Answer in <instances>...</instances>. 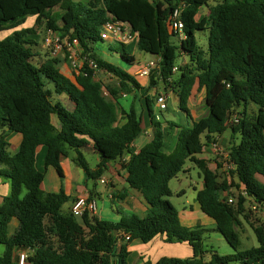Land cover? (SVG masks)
I'll list each match as a JSON object with an SVG mask.
<instances>
[{
  "label": "trees",
  "instance_id": "obj_1",
  "mask_svg": "<svg viewBox=\"0 0 264 264\" xmlns=\"http://www.w3.org/2000/svg\"><path fill=\"white\" fill-rule=\"evenodd\" d=\"M212 1L209 14L198 19L200 9ZM177 8L185 38L174 44L172 38L179 35L171 29L170 19ZM29 17L37 22L46 18L49 30L76 39L83 56L114 76L118 89L105 86L111 99L105 98L104 85L95 80L87 64L74 81L60 71L56 58L34 64L36 44L28 38L32 31L19 29ZM111 19L128 23L137 34V48L160 60L149 76L148 91L163 82L165 92L170 89L180 109L191 117L188 103L193 89L198 85L204 90L207 115L180 127L170 153L163 151V124L154 117L149 96L145 100L152 139L139 152L131 150L144 131L143 118L134 105L120 112L118 95L142 87L133 75L94 51L95 45L104 42L102 26ZM5 31L14 32L0 37V176L10 182L11 191L0 204V245L5 247L0 264H20L22 254L24 264H130L127 245L118 246V239L129 237L127 244H147L159 235H165L168 243H188L193 256L163 257L156 264H264V220L251 223L259 243L256 248L240 250L236 230L242 227L240 218L250 220L249 201L264 215V0H0V35ZM197 32H207V52L198 45ZM120 46V57L134 64L135 57L125 45ZM182 56L188 63L178 65ZM175 67L178 71L173 73ZM60 96L73 103L72 110L55 101ZM250 104L257 106V113L249 115ZM228 130L231 138L225 151L232 167L227 171L230 178L221 179L207 168L203 189L196 195L202 213L215 222V230L234 250L220 256L205 250L203 227L181 224L170 201V182L187 160L193 161L214 137ZM12 133L22 136L14 155L9 153ZM40 146L47 149L45 169L53 167L60 178H64L60 159L69 157V151L93 181L101 180L108 164L117 162L127 173L128 187L146 203L144 217L127 213L114 222L89 213L77 218L64 211L68 202L64 191L55 194L41 189L45 172L36 167ZM83 149L100 156L96 169L89 168ZM232 188L239 192L235 198L227 194ZM226 196L234 203L229 204ZM13 219L18 226L10 235Z\"/></svg>",
  "mask_w": 264,
  "mask_h": 264
},
{
  "label": "rangeland",
  "instance_id": "obj_2",
  "mask_svg": "<svg viewBox=\"0 0 264 264\" xmlns=\"http://www.w3.org/2000/svg\"><path fill=\"white\" fill-rule=\"evenodd\" d=\"M215 4L214 1L209 2V4L207 5V7L205 9H202L201 15H208L209 14V6H213ZM53 12L56 14V11L53 10ZM54 14V17H55ZM200 15V16H201ZM19 29H31V35L28 36V38H31L36 45L33 46V50L34 52L37 54L34 59L33 62L36 65H41L42 63H44L46 60L52 59V58H56L57 60L60 61V71H62L63 68L67 67L70 71L69 74L66 73L65 76H67L70 80L74 81L75 80V76L78 75L70 66L69 62H68V58H67V54L65 53V51L63 50L61 53H59L57 56H52L51 55V50L45 45V38H47L51 33L55 32L53 30H49L47 28V20L46 18H41L39 19V22L36 21V17H29L26 21V23ZM17 29V30H19ZM14 31H5L3 33H1L0 37L1 38H5L9 35H11ZM196 41L198 43V45L205 51L207 52L208 50V40H207V32H197L196 33ZM176 42L178 43V39L172 38V43L176 44ZM126 50L128 52H131V47H129L128 45L125 46ZM121 50V46L119 43L116 42H103L100 44H97L94 46V51L95 54H97L99 57H101L102 59H104L105 61L120 67L121 69H123L124 71L128 72L130 71L134 66H142L143 63L145 61H148L149 59H153V56L145 53V52H141L137 47L134 49V56L136 58V62L134 64H130L126 61H124L121 57H120V52ZM82 52L80 53V51H78V56H81ZM177 64L181 65L180 62V58L177 59ZM175 78H177V75L174 76ZM95 80L100 81L103 85H104V93L103 95L105 96V98L107 99H111L108 91L106 90L105 86L110 85L111 87H113L115 90L118 89L119 83L117 81V79L104 72V71H97L95 74ZM145 79H143L141 76L138 77V81L144 86V81ZM140 84V85H141ZM143 90H132L130 93H128L126 95V97H124V92H121L118 95V106L119 108L122 107H126V109H129V104L134 105V108L137 110V112L139 114L142 115V112L144 111V116H142L143 118V124L142 127L143 129L145 128L144 126V122L146 119H150L149 117V110L146 104V100H145V96H149V98L151 99V104H150V109L154 115V117H156L158 119V121H160L162 124H168V125H172L174 130L173 132H176V128L174 127H187L189 124H191V119L187 116V114L182 111L179 107V99L176 95L172 94H168V99H167V109L166 110H160L159 107H157V97L156 95L158 93H165L164 91V84L163 82H160L159 85L157 86V88L151 89L150 91V95L147 93V86H144ZM57 97H55V101H56ZM63 100H65V98H62ZM193 102H194V110H196L195 112L197 114H199V118L204 117L207 113H205V115L203 116L202 112H206V106L204 103V99L202 98L201 93H197L195 94V96H193ZM63 105L65 107H69V103H67V101L65 100L63 102ZM189 105V103H188ZM189 107V106H188ZM198 111V112H197ZM248 112L249 115H253L255 113H257V106L254 104H250L248 106ZM191 114V111H190ZM55 118V117H54ZM150 121V120H149ZM179 130H177L178 132ZM170 132V130H169ZM227 135L231 134V131L228 130ZM230 138L228 139L229 142ZM228 142H225L223 140V143L221 142V145H223L224 143L227 144ZM236 143H239V136L236 138ZM83 154H84V158L86 160V163L88 164L90 169H96L97 165L100 161V156L95 152V151H90L88 149H83ZM70 152V156L71 155L75 156V153L72 151ZM215 161H217V170H218V174L220 176L221 179L227 178L229 177V174L226 172V161L225 160H220L219 156H209V159H213ZM44 160V159H43ZM43 161L40 159L39 161V165H42ZM205 167V166H204ZM203 168V167H202ZM202 168L194 163L191 160H187L183 171L181 173L178 174V176L174 179L171 180L170 182V189L173 192V196L170 198V201L172 202V204L177 208V210L182 211L185 208L186 209H190V205L194 204L196 202V195L197 192L203 189V170ZM78 171L80 172V174L82 176L84 175V171L80 168L78 169ZM230 178V177H229ZM62 180H64L63 178H61ZM85 181L87 183L88 189L92 190L95 184V181L87 179V177H85ZM230 181V179H229ZM235 182L237 183V180H235ZM66 182L64 181V187H65ZM97 186H99V188L102 190V185L97 184ZM63 191V190H62ZM46 193V192H45ZM48 193V192H47ZM238 190L235 188H232L231 190H229V192L227 193L228 195L233 194L234 198L237 197L238 194ZM226 195V194H225ZM95 200L97 202V208H98V212L102 211L104 212V217H109L108 215H110V219L111 220H106V221H114L115 222V214L118 211H122L117 204H113L111 203L109 200L102 199L101 196L96 195L95 196ZM67 205V204H66ZM68 206V205H67ZM247 209L248 211L250 210L249 213V217L250 220L246 221L242 218H240L241 222H242V227H236V230L239 232L240 234V250H246V249H251V248H256L259 246L257 237L251 227V223L252 224H256L257 221H262L264 220V215L262 213L259 212V210L256 209L255 204L252 201H249L247 203ZM67 209V207L65 208ZM105 219H109V218H105ZM121 219V218H120ZM209 220V221H208ZM209 222H212V220L207 217L206 215L203 214L202 219L200 220V224L202 226H204L206 229H208L209 231L207 233H204V248L206 251H209L210 253H217L220 256H224V255H230V254H234V250L232 249V247L227 243V241L215 230L216 227L214 224H210ZM182 244V243H180ZM184 244V243H183ZM5 247L3 245H0V256L4 253Z\"/></svg>",
  "mask_w": 264,
  "mask_h": 264
},
{
  "label": "crops",
  "instance_id": "obj_3",
  "mask_svg": "<svg viewBox=\"0 0 264 264\" xmlns=\"http://www.w3.org/2000/svg\"><path fill=\"white\" fill-rule=\"evenodd\" d=\"M206 7L207 6L202 7L200 11L202 9H205ZM200 15H201V12H199L198 14V17H197L198 19H201L204 16H207V15H201V16ZM184 38H181L179 36L175 37V39H178V43L176 42V44H179V39L181 40ZM128 46L131 47L132 50L130 53L134 56L133 52H134V49L137 47V43L136 44L132 43ZM157 59H158L157 57L153 56V59H149L148 61L157 60ZM148 61H145L144 63ZM135 62H136V58H135ZM180 62H181V65H185L186 63H188V58L182 56L180 58ZM140 67L141 66H134L130 71H128V73L133 75L137 81H138V77L141 76L138 73ZM69 71L70 70L67 67H65L62 69L61 72L64 75H66V73L67 74L70 73ZM141 77L145 79L143 80L144 86L148 87L149 77H144V76H141ZM142 86L143 85L141 84V87ZM155 89L156 88H154V90ZM141 90H143V88ZM150 91L147 92L149 95H150ZM164 91H165V86H164ZM172 93L173 92L170 89L166 91L167 95L172 94ZM197 93H201L202 98L204 99V90L199 89L198 85H195L193 92H192V96L189 99V105H188L191 111V117H189L191 119V123L194 120L199 119L198 117L199 114H197L195 112L196 110H194L195 104L193 102V96H195V94ZM158 94H162V93H158ZM124 97H126V95H124ZM62 98H65L67 103H69V107L67 108L72 110L74 105L65 96L57 97L56 101H60L61 103H63L65 100H63ZM128 106L130 108L132 105L129 104ZM121 108L125 110H129V109H126V107L121 106ZM121 108H119L118 106V109H120V112H121ZM205 109H206V112H202L203 116L205 115V113H207V108ZM142 116H144V111L142 112ZM54 117H53V123L55 127L59 129L60 123L58 119ZM144 126L145 128L143 129L144 130L143 133L130 146L131 150L135 153L139 152V150L142 147H144L152 139V128L150 127V121L148 119L145 120ZM174 128H176L175 133L173 132L174 130H172L173 129L172 125L170 126L168 124H163V130L165 134L163 151L165 153L172 152L177 145L178 137L180 134V127H174ZM177 130L179 131L177 132ZM230 136L231 134L227 135V133H225L224 135L220 137H214V141H212L208 146L205 145L203 147V152L200 155L195 156L193 162L198 164L201 168L203 167L202 168L203 172H205V170L208 168L218 173L217 161H215L214 158L209 159V156L211 155L217 156L216 153H214V151L212 150L211 144L216 141H220L223 143V140L225 142H228V139L231 138ZM21 141H22V136L20 134L12 133L9 135L8 137V142L10 144L9 153L11 155H14L19 150ZM202 142L203 143L205 142V135L202 137ZM225 145L226 144L224 143L223 144L224 148L226 147ZM88 150L92 151L91 149H88ZM81 152L83 153V151ZM46 153H47V149L44 146H40L37 149L36 167L39 171L45 172V178H44V181L42 182L41 189L46 193L48 192V193H55V194L63 190L66 196H68V202L66 203L68 206L66 204L63 206L64 211L66 212L71 211L73 201L78 196L91 197V199L95 200V196L98 195V196H101L102 199L106 198L111 203L117 204L118 207L122 210L121 212L118 211L115 214V221H119L120 218H122L123 215L127 213H133L139 217H144L146 209H147L146 203L144 202L143 197L139 192L132 190L128 187L125 181L127 173L120 169V166L117 162H111L110 164H108V169L102 176V179L99 181H95L93 189L89 190L87 183L85 181L86 180L85 177L87 176L84 172L83 173L85 176H82L80 172L78 171V169L80 168L75 164L73 160L74 155L73 156L71 155V157H61L60 159V162H61V165L64 171V178H63L64 180H62L53 167H48L47 169H45ZM40 159L43 161V164L38 166ZM1 168L2 167L0 166V169ZM64 181L66 182L65 187H64ZM97 184L102 185L101 186L102 190L99 188V186H97ZM10 191H11L10 182L0 176V204L3 202V199L10 194ZM121 196H123L122 199L120 198ZM66 207L67 209H65ZM96 215L100 219L111 220L110 215H108L109 217H104L105 215H104L103 210L100 212L97 211ZM178 216L183 226H186L189 228L201 226L204 228L205 233L209 231L208 229H206L204 226H202L199 223L203 217V213L200 209V205L197 202H195L194 204H191L190 209L185 208L182 211L178 210ZM105 218H109V219H105ZM209 223L215 225V222L213 220L212 222H209ZM17 226H18V221L16 219H13L9 226L10 235L14 233ZM121 244L127 245L128 251L130 252V255H129L130 264H146V263L156 264L163 257L187 259L193 256V249L188 243H184V244L183 243L182 244L168 243L166 241L165 235H159L147 244H143L140 241H132L131 243L127 244L126 239L120 238L118 239V246H120Z\"/></svg>",
  "mask_w": 264,
  "mask_h": 264
},
{
  "label": "built area",
  "instance_id": "obj_4",
  "mask_svg": "<svg viewBox=\"0 0 264 264\" xmlns=\"http://www.w3.org/2000/svg\"><path fill=\"white\" fill-rule=\"evenodd\" d=\"M181 9L177 8L171 13V29L174 33L178 34L179 37L184 38L183 28L184 25L181 21ZM100 38L104 42H116L123 45H130V44H136L138 41L137 34H134L132 32L131 26L128 23L119 21V20H108L104 23V25L101 28L100 32ZM45 45L51 50L52 56H57L59 53H61L63 50L67 54L68 62L71 66V68L79 74L81 70L83 69L84 65L87 64L88 67L92 70H94L95 74L97 71H101L97 64L94 62L93 59H89L87 56H83V51L81 49V46L79 42L74 39L70 40L67 36L63 37L59 32H53L51 33L47 38H45ZM78 51L80 53L82 52L81 56H78ZM159 59L152 60L144 63L138 73L141 76L149 77L151 72L158 68L159 66ZM178 71L177 67L173 69V73H176ZM168 95L165 93L158 94L156 103L157 107H159L160 110H166L167 109V97ZM237 122V119L234 118ZM212 150L216 155L219 156L220 160L226 161V172L228 169L232 168L228 165L227 161V153L225 151V148L223 145H221L220 141H216L211 144ZM125 161V160H123ZM226 200L229 204L234 203V199L232 197L226 196ZM98 208H97V202L96 200L91 199L90 197L86 196H78L72 204L71 212L74 216L77 218L83 217L86 213L89 214H97ZM126 240H129V237H126ZM25 255L22 254L20 257V264H24Z\"/></svg>",
  "mask_w": 264,
  "mask_h": 264
}]
</instances>
